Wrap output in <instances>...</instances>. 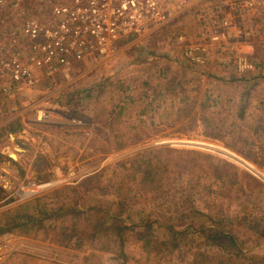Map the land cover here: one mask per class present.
Listing matches in <instances>:
<instances>
[{
    "label": "rangeland",
    "instance_id": "obj_1",
    "mask_svg": "<svg viewBox=\"0 0 264 264\" xmlns=\"http://www.w3.org/2000/svg\"><path fill=\"white\" fill-rule=\"evenodd\" d=\"M13 20L16 11L0 10L4 27ZM194 32L195 12L187 13L123 43L112 60L80 62L69 78L42 77L43 87L0 93L1 167L15 182L51 185L23 202L0 187V264H85L89 255L96 264H192L211 251L197 234L155 258L135 232L127 235V259L66 247L63 231L75 238L87 225L74 212L90 207L136 224L153 221L165 241L171 235L161 224L185 225L192 234L212 217L246 243L242 264H264V28L242 46L257 64L242 74L186 62L176 40ZM139 155L159 156L156 191L128 171ZM191 202L204 215H191ZM46 213V225L55 227L51 239L33 225L2 231L14 218Z\"/></svg>",
    "mask_w": 264,
    "mask_h": 264
},
{
    "label": "built area",
    "instance_id": "obj_2",
    "mask_svg": "<svg viewBox=\"0 0 264 264\" xmlns=\"http://www.w3.org/2000/svg\"><path fill=\"white\" fill-rule=\"evenodd\" d=\"M1 9L16 11L18 19L8 22L11 27L0 21L2 94L43 87L42 77L69 78L80 62L112 60L123 43L191 12L193 36L176 40L186 62L202 70L217 64L251 72L257 64L241 49L264 28V0H0ZM50 186L15 182L0 165V187L20 202Z\"/></svg>",
    "mask_w": 264,
    "mask_h": 264
},
{
    "label": "trees",
    "instance_id": "obj_3",
    "mask_svg": "<svg viewBox=\"0 0 264 264\" xmlns=\"http://www.w3.org/2000/svg\"><path fill=\"white\" fill-rule=\"evenodd\" d=\"M168 151L171 152L170 150ZM190 154L199 155L198 153ZM155 158L157 160L159 156L146 159V156L139 155L132 161L130 169H128V171L132 173L133 180L137 181L144 190L156 191L161 187L162 174L159 172L160 169L157 166L158 164L153 161ZM164 171L169 174V165H167ZM94 178L95 177L89 178L86 182H90ZM118 205L119 210L124 212L125 207H127L126 204L122 201ZM194 205L195 203L191 202L190 214L204 215L196 209ZM82 215L85 216L87 225L78 232L75 238L73 236L68 238V231H63L66 247L82 248L84 250L90 248L93 251L115 252L120 254L124 259H127L125 253L127 235L130 232H135L139 242L142 244V250L147 253L148 256L154 255V257L157 258V256L163 252L171 255L174 254L176 251L183 248L185 241H192L189 238L190 235L194 236L199 234L200 237L204 238V245L211 251L197 254L193 262L194 264H242L240 258L246 257L242 252V246L246 243L225 225L211 220L212 217L210 218L211 222H209L207 226L199 227L192 234H188V230L186 229L187 226L185 227V225L176 226L170 222L161 224L171 235L170 240L165 241L156 238L154 222L150 220H144L136 224L128 221L120 213L112 215L109 211L96 207H90L85 212H74L75 218ZM42 216L37 218L32 215L26 216V220L23 218H14L8 223L5 229H2V231H11L13 229L33 225L42 234V231L47 233L45 235L46 239H51L49 233L55 231V227L53 225H46V221L50 219L52 215L46 213L45 216ZM188 217L189 214H184L183 220ZM163 218L165 219V217ZM74 225H76V222H74ZM61 236H63L62 232L56 234V237ZM72 242L73 244H71ZM93 259H96L95 255H89L85 258V264H96Z\"/></svg>",
    "mask_w": 264,
    "mask_h": 264
}]
</instances>
